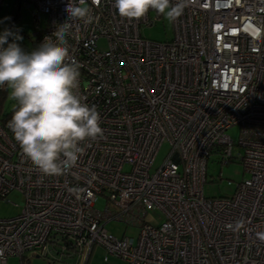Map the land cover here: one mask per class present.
<instances>
[{
  "label": "built area",
  "instance_id": "obj_1",
  "mask_svg": "<svg viewBox=\"0 0 264 264\" xmlns=\"http://www.w3.org/2000/svg\"><path fill=\"white\" fill-rule=\"evenodd\" d=\"M17 2L33 7L34 49L68 20L69 0ZM88 6L94 21L77 22L69 61L104 136L85 143L68 174L50 177L0 123V200L12 190L24 198L18 215L0 218V264L27 252L87 264L96 246L124 264H264V0H191L165 41L140 35L158 20L154 10L130 20L114 0ZM165 141L168 154L150 172ZM234 148L247 176L232 196L205 197L207 160L228 162ZM120 219L136 237L106 230Z\"/></svg>",
  "mask_w": 264,
  "mask_h": 264
},
{
  "label": "clouds",
  "instance_id": "obj_2",
  "mask_svg": "<svg viewBox=\"0 0 264 264\" xmlns=\"http://www.w3.org/2000/svg\"><path fill=\"white\" fill-rule=\"evenodd\" d=\"M92 3L98 5L99 0ZM190 3L191 0H114L121 17L140 19L154 10L172 23ZM65 11L68 20L30 53L15 42L21 36L7 29L0 33V87L7 85L16 103L8 128L23 156L50 177L68 174L77 166L85 143L104 136L97 107L89 106L80 93V65L69 61L68 37L78 21L93 23L92 9L88 0H69ZM9 37L13 42H8Z\"/></svg>",
  "mask_w": 264,
  "mask_h": 264
},
{
  "label": "rangeland",
  "instance_id": "obj_3",
  "mask_svg": "<svg viewBox=\"0 0 264 264\" xmlns=\"http://www.w3.org/2000/svg\"><path fill=\"white\" fill-rule=\"evenodd\" d=\"M33 7L25 5L19 6L17 0H3L0 6V33L6 29L18 34L22 37L21 40L15 41L25 52H32V35L37 31L32 17ZM17 15L15 20L13 16ZM42 20V19H41ZM42 26V21L40 22ZM140 35L146 39L155 41H165L172 37V25L163 16H159L156 23L150 26H141L139 29ZM8 42H13V37H9ZM99 48L106 46L103 39L97 42ZM16 107L15 101L10 98V90L5 85L4 99H3V112L10 113ZM240 127L233 126L227 130V134L231 139L237 143L239 138ZM169 146L165 141L159 147L150 172L158 168L166 155L168 154ZM238 148L233 150V158L231 161L222 162L220 156L215 153L211 154L206 164L207 181L203 184V195L207 198L230 197L233 195L235 186L241 182L247 174L243 171L242 165L236 158ZM24 201L22 193L17 190L10 191L3 199L0 200V218H10L18 215L22 208ZM107 205L105 194H99L94 202V208L102 211ZM149 216L153 218L160 217L161 214L158 210H149ZM147 215V216H148ZM105 228L108 232L117 237L123 235L136 237L138 228L133 225H125V222L120 220H111L105 223ZM106 254L105 249L101 246H96L88 259L87 264H124V262L114 256H108L107 261L103 260ZM73 260L60 262L45 258L41 256L31 255L28 252L23 254L22 258L17 256H10L4 263L1 264H73Z\"/></svg>",
  "mask_w": 264,
  "mask_h": 264
},
{
  "label": "trees",
  "instance_id": "obj_4",
  "mask_svg": "<svg viewBox=\"0 0 264 264\" xmlns=\"http://www.w3.org/2000/svg\"><path fill=\"white\" fill-rule=\"evenodd\" d=\"M15 16L17 18V15H15ZM31 38H32V45H33V49H34V43H35V37H34V35H32ZM4 90L5 89H0V123H2V124L5 123V122H7V121H10L11 120L13 111L15 110V108H14V110H12L10 113H4L3 112ZM229 161H231V160H229Z\"/></svg>",
  "mask_w": 264,
  "mask_h": 264
},
{
  "label": "water",
  "instance_id": "obj_5",
  "mask_svg": "<svg viewBox=\"0 0 264 264\" xmlns=\"http://www.w3.org/2000/svg\"><path fill=\"white\" fill-rule=\"evenodd\" d=\"M16 18V16H14L13 18H12V20H14Z\"/></svg>",
  "mask_w": 264,
  "mask_h": 264
}]
</instances>
